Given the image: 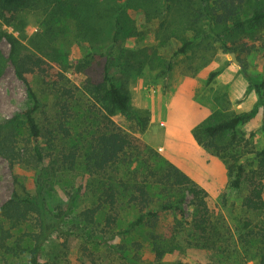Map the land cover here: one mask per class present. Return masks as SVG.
I'll return each instance as SVG.
<instances>
[{"label":"rangeland","instance_id":"rangeland-1","mask_svg":"<svg viewBox=\"0 0 264 264\" xmlns=\"http://www.w3.org/2000/svg\"><path fill=\"white\" fill-rule=\"evenodd\" d=\"M65 1L70 5L77 2ZM82 1L92 6H81L80 13L66 8L53 14L51 7L45 9L44 1L38 0L30 9L19 12L13 24L0 21V123L20 120V113L31 105L24 85L14 74L8 36L16 38L19 51L43 57L52 67L46 76H28L39 100L35 117L42 129L56 119L52 87L55 74L64 76L62 85L77 89L72 102V135L61 143L66 148L74 144L80 148L93 132L103 129L105 113L84 93L82 83L87 78L98 82L107 65L115 83L128 93L131 112L149 118L140 131L135 118L116 114L110 117L114 126L138 138L206 192L210 219L216 232L227 240L219 256L224 264H258L259 237L253 235L257 230L252 227H264V210L253 213L242 206L247 187H229L227 165L228 158L235 155L246 170H251L255 167L253 152L263 147L260 127L264 113L249 78H264V27L245 26L237 31L232 29L231 21L248 17L253 8L264 5V0H235L234 15L228 21L220 19L223 0ZM116 18L119 27H115ZM186 41L190 46L184 53H176ZM231 53L239 65L231 61ZM212 71L219 73L208 82ZM256 104L257 112L238 126L237 134L244 138L240 146L229 145L222 157H217L197 143L193 132L199 126L247 112ZM229 138V134L223 135L216 143L224 145ZM79 162L74 171L50 167L40 170L24 165L11 168L0 159V206L13 193L34 195L40 190L45 220L52 224L53 209L73 200L70 218L58 223L57 231L45 241L39 264H160L153 255L150 233L158 236L159 244L167 247L169 243L163 264H216L218 257L212 251L181 240V234L172 230V216L160 217L154 230L144 226L122 233L139 215L138 208L128 203L129 194L134 192L131 186L142 179L141 173L134 177L135 162L108 173L120 192L117 227L112 229L120 234L110 245L86 240L88 233L102 236L100 217L95 223L97 228L73 231L74 227H84L78 214L95 204L105 182V177L89 174ZM120 180L126 182V188L117 183ZM149 195L157 199L163 194L154 186ZM184 211L188 217L187 201ZM33 227L32 223L13 232L19 235ZM28 246L27 242L23 244L24 248ZM83 246L87 247L86 253ZM27 260L24 251L0 259V264H27Z\"/></svg>","mask_w":264,"mask_h":264},{"label":"trees","instance_id":"trees-1","mask_svg":"<svg viewBox=\"0 0 264 264\" xmlns=\"http://www.w3.org/2000/svg\"><path fill=\"white\" fill-rule=\"evenodd\" d=\"M43 1L44 8L49 10L51 7L53 14L62 13L66 8L68 12L80 13L81 6L87 8L92 6L91 2L86 4L82 0H77L73 5L65 0ZM223 1L220 5V9L223 11L220 14V19L228 21L234 15L235 0ZM36 2L38 0H0V21L8 25L13 24L19 12L30 9ZM197 14L202 15L201 11H198ZM117 23L116 18L115 27H119ZM231 26L237 31L245 26L264 27V5L253 8L250 15L244 19L233 18ZM8 42L11 46L10 60L14 74L24 85L31 105L20 113V120L12 118L0 123V159L6 160L11 168L16 165H24L40 170L50 167L67 171H74L80 165L79 160H81L89 174L100 178L105 177V182L102 183L97 193L95 204L84 208L78 214L79 221L84 227L77 226L73 229V231H79L89 227L97 228L95 223L100 217L102 219V236L99 238L94 233H88L86 240H95L105 245H110V241L114 239L115 235L120 234V232L112 231L117 227L116 204L120 192L113 183L112 176L108 173L119 169L123 164L129 165L135 162L134 177L141 173L142 179L135 180L131 186L134 192L129 194L128 203H132L138 208L139 215L127 224L122 233H130L144 226L154 230L158 226L160 217L172 216L175 220L172 230L181 234V240L194 247L209 249L218 257L216 264H224L219 256H222L223 250L221 249L227 245V240L222 239L216 232V227L210 219L206 192L138 138L129 136L114 126L111 121L110 117L116 114L131 116L139 122L141 131L146 127L149 118L147 115L139 118L131 112L130 97L122 87L115 83L109 73L108 66L104 65L98 82L87 78L82 83L84 93L90 96L95 103H98L105 113L102 118L105 121L103 129L93 132L80 148L76 144L66 148L62 144L72 135V102L77 89L62 85L61 81L65 79L64 76L60 73L55 74L52 87L55 92L56 119L48 127L42 129L35 117L40 106L39 100L28 76H46L52 67L43 57L19 51L18 42L13 36H8ZM189 46V41L184 42L176 53H184ZM218 73L219 71L210 72L207 81L210 82ZM249 86L256 93L257 104H260L264 113V78H249ZM257 104L247 112L199 126L193 132L194 138L203 148L210 150L217 157H222V153L229 148V145L240 146L241 141L244 140L237 134L238 126L257 112ZM260 128L263 147L259 151L253 152L255 167L246 170L235 155L228 158L231 163L229 162L227 165L230 176L229 187L233 189H240L243 185L247 187L242 206L253 213L264 210V120ZM226 134L230 135L228 142L218 145L216 139ZM245 146H247L246 142ZM117 183L126 188L125 181L120 180ZM154 186L159 188L160 193L163 194L162 197L151 198L149 190ZM186 201L190 208L188 217L184 211ZM72 205L73 200H70L68 204L53 209L55 221L50 224L45 220L43 194L40 190H36L34 195L28 192L13 193L0 206V259L6 260L26 251L27 264H39L45 241L52 232L57 231L58 223L70 218ZM32 223L33 230H25L19 235L13 232L17 228L30 226ZM252 228L257 230L253 235L259 237L258 264H264V227L258 225ZM108 235H110L109 238ZM149 237L155 260L163 264L161 260L166 253V248L170 249L169 243L166 244L167 247L163 243L159 244L158 236L154 233H150ZM26 242L29 243V246L24 248L23 244ZM82 251L86 253L87 247L83 246Z\"/></svg>","mask_w":264,"mask_h":264},{"label":"water","instance_id":"water-1","mask_svg":"<svg viewBox=\"0 0 264 264\" xmlns=\"http://www.w3.org/2000/svg\"><path fill=\"white\" fill-rule=\"evenodd\" d=\"M230 57H231V61H232L233 63H235V64H238V65H239V63H238V61L236 60V58H235V56H234V54H233V53H231V54H230Z\"/></svg>","mask_w":264,"mask_h":264},{"label":"crops","instance_id":"crops-1","mask_svg":"<svg viewBox=\"0 0 264 264\" xmlns=\"http://www.w3.org/2000/svg\"><path fill=\"white\" fill-rule=\"evenodd\" d=\"M151 123H152V124H155V123H156V121H155V120H153ZM159 148H160V147H159Z\"/></svg>","mask_w":264,"mask_h":264},{"label":"bare ground","instance_id":"bare-ground-1","mask_svg":"<svg viewBox=\"0 0 264 264\" xmlns=\"http://www.w3.org/2000/svg\"><path fill=\"white\" fill-rule=\"evenodd\" d=\"M189 165H191V164H189ZM189 168V167H188Z\"/></svg>","mask_w":264,"mask_h":264}]
</instances>
